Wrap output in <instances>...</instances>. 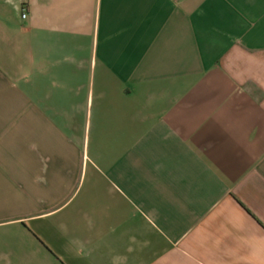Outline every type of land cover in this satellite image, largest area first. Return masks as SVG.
Instances as JSON below:
<instances>
[{"label": "crops", "instance_id": "0c3cea01", "mask_svg": "<svg viewBox=\"0 0 264 264\" xmlns=\"http://www.w3.org/2000/svg\"><path fill=\"white\" fill-rule=\"evenodd\" d=\"M0 264H264V0H0Z\"/></svg>", "mask_w": 264, "mask_h": 264}, {"label": "built area", "instance_id": "2783aa9c", "mask_svg": "<svg viewBox=\"0 0 264 264\" xmlns=\"http://www.w3.org/2000/svg\"><path fill=\"white\" fill-rule=\"evenodd\" d=\"M21 17H22V18H25V17H26V12H25V10L22 11Z\"/></svg>", "mask_w": 264, "mask_h": 264}]
</instances>
